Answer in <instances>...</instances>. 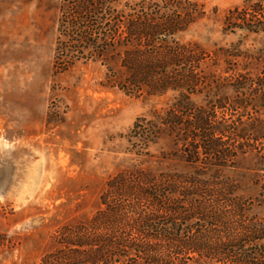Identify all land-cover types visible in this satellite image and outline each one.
Wrapping results in <instances>:
<instances>
[{"label": "rangeland", "instance_id": "1", "mask_svg": "<svg viewBox=\"0 0 264 264\" xmlns=\"http://www.w3.org/2000/svg\"><path fill=\"white\" fill-rule=\"evenodd\" d=\"M92 1L94 10L77 14L84 0H0V264H39L57 246L61 227L84 222L101 206L106 180L120 171L191 174L196 163L185 160L189 146L167 123L172 112L183 120L202 107L264 132V97L258 93L264 85L256 83L264 81V30L235 21L236 10L264 0ZM142 6L154 18L167 15L171 24L179 22V10L195 8L180 31L161 35L164 44L146 38L127 43L131 52L187 48L166 67L172 86H183L179 91H156L162 83L150 70L137 72L136 51L131 71L123 66L116 33ZM236 99L242 100L237 107ZM243 143L229 166L209 173L236 185L232 193L221 188L225 193L215 194L220 207L237 203L245 209L239 222L256 225L264 219V136ZM208 220L193 225L206 232L219 228L223 234L215 229V238L239 231ZM260 248L264 241L242 250L254 256ZM188 264L212 263L193 258Z\"/></svg>", "mask_w": 264, "mask_h": 264}, {"label": "trees", "instance_id": "2", "mask_svg": "<svg viewBox=\"0 0 264 264\" xmlns=\"http://www.w3.org/2000/svg\"><path fill=\"white\" fill-rule=\"evenodd\" d=\"M191 3L196 7V3ZM95 7L92 0H84L76 5V13H90ZM144 8L142 6L141 13L133 15L131 20L127 17L124 30H117L115 40H120L122 46L123 66L130 70L131 53L136 51L137 72L144 75L148 72L146 69L150 70L149 76L157 78L155 83H162L154 87L156 91L169 88L179 91L183 86H172L175 78L166 67L185 56L189 51L187 48L181 46L171 50L162 45L151 50L141 46L131 52L127 43L130 38H146L164 44L161 35L172 36L175 31H180L178 29L182 27L178 25L186 24V16L195 8L179 10L176 24L167 21V15L154 18ZM236 12L240 14L235 18L237 25L247 24L253 31L264 30V5L257 3ZM132 22H135L133 26ZM153 68L161 70L153 72ZM256 83L264 85L261 79ZM258 93L264 97V92ZM233 103L237 107L242 100L236 99ZM172 114L167 123L181 134L185 147L189 146L185 160L196 163L191 174L151 173L144 171V167L114 174L105 182L100 195L101 206L84 222L61 227L56 235L57 246L46 252L39 264H188L193 258H203L212 264H264V248L255 249L254 256L242 250L248 244L260 246L264 241V219L255 221L256 225H246L239 222L245 210L242 206L234 202L232 208L220 207L215 194L222 196L225 192L219 191L221 188L232 193L236 185L228 179L217 181L216 175L212 174L230 165L237 151L245 145L244 139L257 140L264 136L263 130L253 123L243 125L235 117L228 123L229 117L219 119L215 112L209 113L202 107L187 113L183 120L181 113ZM200 154L209 156L208 161L199 160ZM259 195L264 201V180L259 184ZM202 196L212 204L202 202ZM230 217L233 221L228 222ZM198 219L205 222L204 225L208 219H215L221 227L228 229L224 231H239L230 238H215V229L221 234L223 231L213 228L206 232L201 225L203 230H197ZM237 249L238 254L233 253Z\"/></svg>", "mask_w": 264, "mask_h": 264}]
</instances>
